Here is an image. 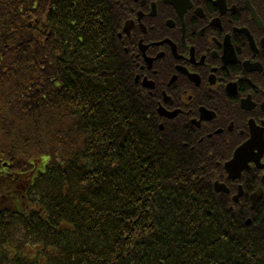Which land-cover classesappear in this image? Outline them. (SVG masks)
Here are the masks:
<instances>
[{
  "label": "trees",
  "instance_id": "obj_1",
  "mask_svg": "<svg viewBox=\"0 0 264 264\" xmlns=\"http://www.w3.org/2000/svg\"><path fill=\"white\" fill-rule=\"evenodd\" d=\"M119 3L0 0V264H264V199L159 127Z\"/></svg>",
  "mask_w": 264,
  "mask_h": 264
},
{
  "label": "flooded vegetation",
  "instance_id": "obj_2",
  "mask_svg": "<svg viewBox=\"0 0 264 264\" xmlns=\"http://www.w3.org/2000/svg\"><path fill=\"white\" fill-rule=\"evenodd\" d=\"M119 4L118 36L159 127L197 134L220 168L243 159L251 190L264 191V0ZM222 177L246 188L243 179Z\"/></svg>",
  "mask_w": 264,
  "mask_h": 264
},
{
  "label": "water",
  "instance_id": "obj_3",
  "mask_svg": "<svg viewBox=\"0 0 264 264\" xmlns=\"http://www.w3.org/2000/svg\"><path fill=\"white\" fill-rule=\"evenodd\" d=\"M246 148H242L238 151L237 155L240 154V153H243L244 155L246 154ZM248 168V165L244 164V160H238L237 156H236V159L235 161L233 162H230L228 164H226V169H227V172L230 174V176H232L233 178H240L241 177V172ZM215 188L218 192H225V193H230V191L227 189L226 186L222 185V184H219V183H216L215 185ZM243 195V190L242 188H240V192L239 194L234 198V201L236 203L239 202V199L240 197ZM263 195V191L260 190L258 191L256 194H254L252 196V203H253V207H255L256 203L259 201V199L262 197Z\"/></svg>",
  "mask_w": 264,
  "mask_h": 264
},
{
  "label": "bare ground",
  "instance_id": "obj_4",
  "mask_svg": "<svg viewBox=\"0 0 264 264\" xmlns=\"http://www.w3.org/2000/svg\"><path fill=\"white\" fill-rule=\"evenodd\" d=\"M138 81V80H137ZM263 170H264V167H263Z\"/></svg>",
  "mask_w": 264,
  "mask_h": 264
}]
</instances>
